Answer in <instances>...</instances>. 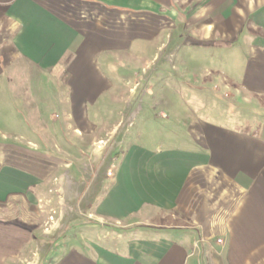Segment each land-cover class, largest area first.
Wrapping results in <instances>:
<instances>
[{"label": "crops", "instance_id": "crops-1", "mask_svg": "<svg viewBox=\"0 0 264 264\" xmlns=\"http://www.w3.org/2000/svg\"><path fill=\"white\" fill-rule=\"evenodd\" d=\"M184 45L241 49L240 70L206 74L261 121L185 111L168 83L193 76L184 60L176 72ZM141 81L150 93L166 81L169 132L142 131L152 118L130 132ZM129 112L111 175L57 173L79 146L97 158ZM56 174L73 179L85 218L45 264H264V0H0V264H28Z\"/></svg>", "mask_w": 264, "mask_h": 264}, {"label": "rangeland", "instance_id": "rangeland-1", "mask_svg": "<svg viewBox=\"0 0 264 264\" xmlns=\"http://www.w3.org/2000/svg\"><path fill=\"white\" fill-rule=\"evenodd\" d=\"M241 51V49L237 48L230 51L223 48L190 47L184 45L174 52L176 72L181 71L179 68L180 61L184 60L188 63L187 67L193 75L186 81L168 82L170 85H178L180 87V92L178 93L180 99L179 103L181 106H184L183 109H187L185 111H188L191 116L196 115L213 122L225 123L232 126H240L242 125L241 122L246 124L250 119L254 122L261 121V115L253 112L251 108L247 107V102L242 101L241 98L235 100L233 98L234 102L232 103L230 100L231 97L227 98L221 95L220 89L215 88L216 86L214 87L213 83L208 81L209 77L207 76L208 74H206L207 72L211 73L210 75L213 76L215 75V71L223 70L227 75H231L234 70H240L239 68H241V65L238 61L241 60ZM167 67L170 68V66H166V68ZM163 83H166V81L159 82V84L157 83L159 86V91L157 93H154L156 90H152L150 93L145 87V81H141L139 89L135 92L134 98L130 102L131 105L128 106L131 107L130 111L132 108L133 110L135 108H141L140 112H138L139 115L136 117L135 127H131L130 132H136L135 128L142 127L144 122L150 120V118H152V120L146 123L149 125V128L145 127L146 129H144L142 127V131H147L149 135H151L152 131L163 134L170 131V129H165V127L168 126V123H166L168 119L160 115V111L166 110L167 106H165V104L169 97L166 92L160 89ZM48 88H50V86H48ZM154 94L162 96L157 97ZM179 94H181V97ZM166 95L167 97L164 98ZM5 108L6 105L4 104L3 109ZM55 112L58 114L60 113L59 110H55ZM235 114H238L240 118H236L234 116ZM128 117H131L130 112L126 115L122 114V126L116 129L112 137L108 138L109 134H106L102 136V138H98V140L107 139L108 143L97 158L92 159V149L79 146V148L77 147L80 151L78 155L76 151L72 155L65 153L61 154V156H63L62 165L60 167L58 166L57 173H62V171L67 169L71 171V168L85 170V168L91 167L97 175H99L101 171H105L106 175H108L107 171H111L113 167H115L116 154L113 153L115 150L114 148L119 146L118 141L122 140L123 134L127 131V129H122V127H128L127 124L131 120ZM152 126H158L159 128L151 130L150 127ZM175 126L178 129L174 131L179 135L182 134L183 131L180 130V128H182V123H177ZM163 127L164 129H161ZM245 127L250 128V126ZM65 132H68V135L70 134V131ZM148 139L153 141L156 137H148ZM71 140H73L72 137ZM20 147L27 148L24 144ZM51 147L55 149L54 146L51 145ZM58 175L56 174L49 178V181L45 183L46 198L48 201L47 203H43L44 206L39 212L37 222H40V226L36 231V237L41 239V241L38 243L37 249H34L32 252L28 262L29 264H45V248L49 249L57 238H62L64 240L68 235L70 236L72 234L71 223L76 222L73 220L76 216L85 218V208H78L76 206L77 198L73 197L74 194L70 192V187H74L75 184L73 179L67 175L63 177H59ZM89 179L91 180V178ZM98 180L99 176H96L93 184L97 185ZM43 232H46V235H42ZM42 242L45 246L42 245Z\"/></svg>", "mask_w": 264, "mask_h": 264}, {"label": "built area", "instance_id": "built-area-1", "mask_svg": "<svg viewBox=\"0 0 264 264\" xmlns=\"http://www.w3.org/2000/svg\"><path fill=\"white\" fill-rule=\"evenodd\" d=\"M130 124V122L127 124V126ZM119 126H122V123H120L118 126H117V128L119 127ZM116 128V129H117ZM111 135V134H110ZM110 137H112V135L111 136H108V138H110ZM107 143H108V140L107 139H100V140H97L95 143H94V145H93V149L94 150H96V151H99L100 150V153H101V151L103 150V148L107 145ZM111 171L109 170V171H107V174L108 175H111ZM218 242H221V239H218L217 240ZM29 264V263H28Z\"/></svg>", "mask_w": 264, "mask_h": 264}]
</instances>
